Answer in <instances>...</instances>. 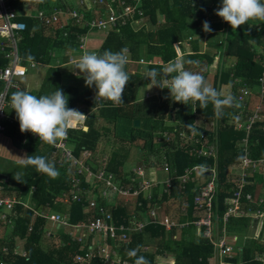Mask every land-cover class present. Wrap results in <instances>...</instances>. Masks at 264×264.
Returning a JSON list of instances; mask_svg holds the SVG:
<instances>
[{
  "label": "trees",
  "instance_id": "16d2710c",
  "mask_svg": "<svg viewBox=\"0 0 264 264\" xmlns=\"http://www.w3.org/2000/svg\"><path fill=\"white\" fill-rule=\"evenodd\" d=\"M127 1L129 2V0ZM214 1L218 2V0ZM141 3L143 15L149 25L141 24L137 26L138 29H134L131 24L136 19L135 17V19H128L126 24L119 28H110L98 54H102L106 50L118 52L122 48L127 47L130 57L137 61L146 52L148 59L155 60L153 65L148 66L147 73L152 69H156L158 72L162 71L164 66L166 67L170 62L175 60H192L197 63L192 65L184 64V67L201 73L206 81L209 80V73L214 66L213 79L216 90L220 91L222 85L229 84L232 86L233 83V90L230 95L235 96L238 101V97L247 89L254 92L251 97L249 96L250 99L254 96L260 97V94L262 95L261 88L263 85L261 80L264 78V22L257 25L250 21L234 32L230 24L225 22L224 32L221 34L224 35V39L218 40L216 52L202 53V44L199 39L203 33H207L203 30V22L208 21L212 31L217 27H221V25H214L210 22L209 15L212 7L206 3V0H141ZM190 18L192 22L188 24ZM24 21L27 29L23 33V38L19 44L21 56L25 60H33L39 64L49 66L39 89L29 93L39 97L54 93L56 89H62L64 93L72 96V98H69V108L78 110V106L85 105L87 108L98 106L99 102L96 100V89L94 86L88 87V90L83 94H78L75 89L63 86L61 84V72L59 68L50 66L52 58L49 55L51 50L68 49L73 52L77 51L79 49L78 36L87 34L89 30L81 29L75 23H71L66 28L55 30L53 27L37 23L32 18H24ZM199 30L203 31L201 35L191 37L194 34L193 32ZM190 38L192 40L188 43L191 45V51L189 54H184L180 47ZM143 49L146 51H143ZM181 52L183 56H186L178 59ZM2 56H0V66H6L7 60L5 61V56H3L4 59ZM29 57L33 59H29ZM227 58L235 60L234 65L229 68L225 65ZM67 59L69 61V58ZM127 67L128 64L126 65L128 73ZM128 76L129 81L123 96L125 103L121 106H112L113 109L109 110V116H112V121H116L115 119L118 120L122 117L130 118L133 128L134 122L137 120L140 121V126L143 123L146 124L149 130L146 133V137L150 140V143L146 140L142 146V150L149 149L151 152H155L153 132L157 129L173 132L175 125L172 124L175 123L180 128L182 127L179 123L184 127L188 124H193L194 126L198 115L204 116L206 121H216L221 128L218 133V142H216L219 156V168H217L219 169V183L217 184L219 192L216 199L218 201H215L214 213L218 222H223V215L227 210L226 200L231 198L232 187L236 183L235 178H232L230 175V169L232 166L237 167L241 161L243 152L240 149V144L246 135H249L248 146L251 148V156L255 159L264 156V97L260 110L262 117L252 125L251 130L247 133L235 130L234 124H227L229 119L233 120L234 115L241 111V107L225 108V116L217 119L212 104H209L205 109H200L198 103L195 106L191 104L184 105L173 102L170 98L157 97L158 101H153L149 104L148 110L144 108V112L142 111L143 109L141 110L143 104L136 107L135 103L143 76L140 73H128ZM156 79L157 82H162L161 76H158ZM146 81L149 84L152 83L148 78H146ZM230 88L228 87L227 90H230ZM249 98L247 97V102ZM10 99L11 96L9 97ZM251 101L249 100V104ZM136 108H139V113ZM168 122L169 124L166 125ZM85 126L88 127L87 131H84L83 128L69 131V140L71 141L72 139L76 144V155H79L82 150L94 154L97 150L98 141L101 138L100 132L96 129V122H94L92 117L87 118ZM6 134L12 138L16 146L27 149L28 156L40 155L46 157L47 153L45 154L42 142L36 140L32 136V133H28L29 136H27L25 144L23 143L25 136L21 133L18 125L6 124ZM138 139L140 138L133 134L130 142L134 144ZM169 142L173 143L175 139L173 138ZM118 145L120 147L117 153L114 154L113 161L109 163L110 169L115 172L127 161L126 150L130 152L128 150L129 145H126L122 139H119ZM164 145L167 148L168 145L166 143ZM167 156L170 161V173L173 174V184L175 186H177L176 178L182 175L186 168L209 164L205 159H199L190 154L188 147L179 148L176 145L175 147L168 148ZM28 168L29 173H31L24 180L22 194L26 195L29 189L36 186L37 191L34 195L37 206L43 207L47 203H51L53 206L51 201L53 195L48 193V186L54 185L55 188L58 186L59 179H51L46 175L40 176L36 173L34 167L29 166ZM252 179L249 181H253L254 183L243 190V200H245L244 197L247 194L254 195L256 190L262 192V188H257L256 178L252 177ZM4 182V178H0V186H5ZM262 184L259 185L261 186ZM83 187L86 190L90 187V184L83 180ZM195 190L196 186L194 183L190 184L186 189L188 218H182V221H192L195 218L193 213L194 198L198 191ZM166 198L169 200V197ZM139 201L143 204L139 205ZM153 203L154 198L150 202L139 198L137 201H132L131 203H125L122 200L114 207H103L105 208V212L110 214L112 221L117 226L125 224L126 226L131 225L134 227L135 223L140 220V212L141 217L144 216L143 212H146L145 209L148 208L149 204ZM179 203L180 200L177 197L178 206ZM250 206L256 205L251 204ZM55 209L57 208L55 207ZM18 211L22 215L16 220L18 226L15 233L24 238L27 256L23 257L20 254H16L14 248L15 241L13 239L11 245L9 244L10 253L8 252L5 255L0 250V264H109L97 255L85 259L84 257H86L87 252L81 249V244L84 241H80L74 236L68 237L65 234L62 238L63 245L61 242L55 240V236L58 235L47 238V242H49L47 247L46 244L44 245L47 221L38 217L35 219V222H32L34 218L32 211L23 207H19ZM102 216L100 211L94 209L85 211L81 203L76 202L71 204L70 222L72 225L87 226ZM31 224L33 227L31 226L32 230L29 231V225ZM249 224V219H230L228 227L231 233L245 236L249 230ZM27 229L29 232L28 237L26 234ZM176 234V229L167 231L164 226L147 224L143 231L135 232L130 236L129 243L119 244V242L117 248H111L113 243L110 240L107 244L109 243V247L118 252L120 258L129 261L131 264H134L135 258L129 257L126 253L128 250L136 249L138 246V256L146 257L149 264H161L159 262L167 254L174 255V264H210L208 259L212 255L214 248L203 238L202 232L198 234L190 227L189 229L180 231L178 239H174ZM94 237L95 234L92 233L89 235V240L92 241ZM151 246L155 248H150ZM147 248L151 249L152 252L147 251ZM85 249L87 250V246ZM235 252L236 254L230 261L232 264H263V261L256 257L258 254L264 252V240H259L255 237L245 240L241 247L236 248ZM79 257L83 259L78 260Z\"/></svg>",
  "mask_w": 264,
  "mask_h": 264
},
{
  "label": "crops",
  "instance_id": "0c3cea01",
  "mask_svg": "<svg viewBox=\"0 0 264 264\" xmlns=\"http://www.w3.org/2000/svg\"><path fill=\"white\" fill-rule=\"evenodd\" d=\"M49 1L51 2V0H49ZM105 1L110 2L111 0H105ZM125 1H126L127 5H134L140 1L139 8L141 9V7H142L141 0H129V2L127 0H125ZM92 2H93V0H60L59 2H55L53 5H50L49 7L45 8L44 6L45 5L47 6V3H49L48 1H46V4H44V6H42V3H41L38 7H37L36 3H31V2H29V0H26V1L25 0H11L10 1L12 6L16 10H18L19 13L21 14L20 20L23 22H25L24 18H32V19L36 20L37 23L39 22L43 25H46L43 21H41L37 17V15L40 11H44L48 16H51L55 12L61 11L62 14H59V21L58 22L46 25L49 27H53L55 30L59 29V28L60 29L66 28V27L70 26L71 23H75L77 26H80V24H77L75 21L71 20L70 13L74 10L82 11L85 14L84 20L82 22H85V21L91 22L94 20L104 18L103 14L101 13L100 6H94L92 4ZM206 3L212 7V11L210 12V15H209V19L211 20L210 22L214 25H221V27H217V28H215V30H213L211 32L203 33V34H202L201 30L199 32L196 31L193 33H194L195 37L202 34L200 36V39H199L201 44H202V48H201L202 53H205V52H207V53L208 52L209 53L214 52L215 53L216 49H218V47L216 46L217 42H218L217 41L218 37L224 32V27H225L224 26L225 22L223 21V19L218 17L215 14V11L221 6L222 0H218V2H216L214 0H206ZM136 19H138V20L143 19V23H138V24L139 25L142 24V25L147 26L148 22H147V20H145L144 15H142V16L138 15V16H136ZM252 22L257 24V25H259L261 23L259 21H252ZM131 26L134 29H138V27L134 26V22H132ZM80 28L82 29V26H80ZM98 31H100V30H98ZM102 32H104V31H102ZM105 33H106V37H107L108 32L106 31ZM64 35L66 36V34H64ZM87 35H88V33L83 35L85 37L84 43L81 42V40L78 38L79 49L77 51L73 52V51H70L68 49H56V50L53 49L50 51V55H49L52 58L50 66L59 68V70L61 72V84L63 86H67V87H71V88L75 89L78 94H83L84 92H86L88 90V87L85 85V80H84L83 74L79 73L78 69L74 70L76 63L79 60H73L72 61V56L74 54H77V52L80 53L81 56L83 55L84 52L99 53L101 47L103 46V44L106 40V37H104L103 40H101V43L96 45L95 40L96 39L100 40V38L94 37V40H92V37L88 38ZM87 40L88 41L91 40L90 45L87 43ZM81 46H83V48H81ZM180 49L184 54L185 53L189 54L191 51V45L189 43H186V44L182 45L180 47ZM143 51H146V50L143 49ZM182 52H181V55L178 57V59L184 58L186 56V55L183 56ZM2 55L3 54L0 53V56H2ZM128 55H129V63H128L127 70H128V73H131V74L140 73L143 76V75L147 74L148 66H151V65L140 64V62L141 61L155 62V60L148 59L146 57V52H144L143 57L137 61L130 57L129 49H128ZM3 56H2V58H3ZM67 58H69V61ZM29 61H33V60H29ZM34 62L36 63L35 66L45 68V73H46V70L49 67L48 65H42L36 61H34ZM234 63H235V60L233 58H227L225 65L227 68H229L232 65H234ZM0 67H4V66H0ZM65 74H69V75L73 76V78L68 77L65 79L64 78ZM213 76H214V74L212 76L209 75V77H208L209 80L207 81L209 83V85H211L212 87H214ZM146 77L147 76H143V79L139 85V89L137 92V98L135 101L136 107L140 104H143V106L141 107V110L143 109L142 111H144V108H147L146 110H148L149 104H151L153 101L154 102L158 101L159 97L170 98V93L168 92V94H167V92H165V90L169 91L167 88L161 89L158 86H154L153 83L149 84L146 81ZM75 78H77V79L75 80ZM43 80H44V78H43ZM43 80H42V82H43ZM42 82H41V84H42ZM41 84L39 85V87L41 86ZM20 86H21V84H20ZM232 86H233V83H232ZM232 86H230L229 84L228 85H222L220 88V91H222L224 93V91L227 90L228 87L232 88ZM39 87H38V89H39ZM38 89H36V90H38ZM21 90H23L22 86H21ZM36 90H32V91H28V92H33ZM153 91H155V92L153 93ZM156 91H160V92L157 94ZM14 92H11V94ZM10 96L11 95H9V97ZM68 97L72 98L71 95H68ZM97 101L99 102V105L96 107L87 108L85 105H83V102H82L83 106H81V107L78 106V108H79L78 110L80 112H83L86 116H88V118L92 117L94 119V122H96V129L100 132L101 138L98 141L97 150L95 151V153L91 154V152H89V151L82 150V152H80L79 155H76V153H75L76 152L75 151V149H76L75 142L72 141V139H71V141L69 140L67 143V147L72 151L74 158L78 161H81L84 164L86 171H88V172H83V174H79V167L74 165L72 163V161L70 159H68L63 154L62 151L56 150L55 146H51L47 143L42 142V144L44 146L45 154L47 153L46 154L47 159L50 162H53L55 164V167L59 170V173H60V175L58 177V179H59L58 186H56L55 188H54V185L48 186V190H49L48 193H51L53 195L51 198V201H52L54 207L51 205V203H47L43 207H38L37 203H36L37 201H36V198L34 195L35 192L37 191L36 186H33L31 189H29V191L26 195H23L22 194V187L24 185L23 183H24L25 179L23 180V183H20L17 180L12 181L9 179H7L8 181H6V177L2 173H0V178H4V180H5V182H4L5 186L4 185L0 186V198L1 199L11 198L17 202V204H15L14 207L12 208V210H6L3 208H0V211H4V212L0 213V249L1 250L3 248L10 249L11 241L14 239V241H15L14 248H15L16 254H20L23 257L27 256L26 242H25L24 238L20 237L17 233H15V231H17V226H18L16 223V220L20 217V215H22L18 211L19 207H23L24 209H27V210H30L33 212L34 218L32 219V222L33 221L35 222V219H37L38 217H41L40 214L43 213V214H47L49 216H51L52 214L53 215L60 214V215L66 216L69 220V223L71 224V222H70V208H71L72 203H70V199H71L70 195H72V191L74 190V188H73L74 182H76V180L79 179L80 180V188L85 192L84 197L87 196V198H90V197H88V194L86 193L87 190H85L83 187V180H84V182L89 183V184L91 182H93L94 178L91 176V173L96 175V174H99L101 172H104V173H106L107 176H112L113 183L116 185V187L118 189H120L122 187L130 188L128 184L133 179H135L137 182H142L143 179L148 180L151 184H154V185L152 186V188L147 193L146 192L142 193L140 195V197H135V196L124 197L118 191H114L113 194L109 195L108 200H105L102 198V195H100V193L102 192V190L104 188V185L101 184L97 189V195L99 197L96 196L98 198V201H100V203L98 204V208H91L90 206H88L89 203L87 201H85L84 203H81L83 205V208L85 211L92 210V209L99 211L100 206H108V207L113 206L114 207V206L119 204V201H122V200H124L125 203H131L132 201H137V199L142 198V199L150 202L154 198V203L149 204L148 208L145 209L146 212H143L144 216L141 217V212H140L139 222L141 221L145 225L141 231H143L146 228L147 224H156V225L164 226L166 228V226L163 225L162 222L165 221V219H167V218L173 219L176 222H194L195 220H197L201 216V213L199 211H196V209L194 207L193 213H194L195 218L192 221H190V220L182 221L181 220L182 218H188L187 197L185 195L186 190L184 192H182L179 189L180 184L178 183L177 180H176L177 186H175L173 184V178L174 177H173L172 173H170L169 175L164 174V171L162 169V162H163L164 157L168 158L167 154L166 155H165V153L160 154L158 151H155L152 153L151 156H149V154H147L146 157H143V155H142V159L136 165L132 164V165L128 166L127 164L129 162V160H127L118 169V171L115 172L114 170L110 169L109 163H111L113 161V157L115 156L114 154L117 153V151H118L117 148L119 147V145H118L119 137L117 134H116V136L114 135V131L116 130L119 119L118 120L115 119L116 121H112L113 120L111 118L112 116L111 115L109 116V112H110L109 110L113 109V107H112L113 105L111 102L108 103V101L102 100L100 98H97ZM101 105H103V106H101ZM250 105H252V101L250 102L249 106ZM256 105L262 106V101L260 102V100H256ZM258 106H256V107H258ZM136 109H137V112L139 113V108H136ZM7 114L9 117L14 118L16 120L14 122H8V121L5 122L4 123L5 131L3 133H6V124L18 125V127L20 129L19 121L16 118L15 110L12 109V107H11L10 100H9V104L7 107ZM109 118H111V119H109ZM122 118L130 119L127 117H122ZM205 119L206 118L201 115L198 124H196V121H195L193 127H198V126L202 125L203 121ZM169 122L166 123V125H168ZM85 123H86V121L83 124H80V123L76 124L75 127L73 128V130L83 128L84 131H87L88 127L85 126ZM134 124H135V122H134ZM227 124L232 125V124H230V119L228 120ZM134 127L137 128L136 126H134ZM234 129L238 130L235 128V126H234ZM220 130H221V128L218 125L217 133L216 134L213 133L214 137L212 138V141L215 144H217L216 142H218V133L220 132ZM161 131L162 130L157 129L156 131L153 132V134L161 132ZM28 133L29 132L22 133L25 136L24 141H23L24 144L27 141V136H29ZM32 136L36 140H39L38 136L33 135V134H32ZM68 137L70 139V133H68ZM108 139H109V143L111 144L110 141H112L113 142L112 146L114 147V145L116 144L117 148L115 150H114V148H112L109 155L104 156L108 147L110 146V144L106 142V140H108ZM173 143L176 144V141ZM173 143H169L168 148L175 147L176 145ZM43 146H42V148H43ZM177 146L178 147L180 146L179 141L177 142ZM242 147L243 146L240 144V149L242 150L243 153H242V158H241L239 165H237V167L232 166L230 169V175L232 176V178H235L236 183L233 184L231 198L226 200L227 210H226L225 214L227 213L228 209L230 208V206L233 202L235 191L238 189V186L242 183L240 181L241 179H244L247 181V185L245 186V188L249 185L251 186L252 183H254L253 181H249L250 179H252V177L256 178L255 180L257 182L256 183L257 187L259 186V184L263 183L261 185L262 186L261 188L262 189L264 188V168L263 167L258 168L257 170H256V168L255 169L254 168L248 169V172L244 177L240 173L241 169H242V167L240 165H241L242 159L245 156H248L249 158H251L253 160H262V159H264V156L261 158L255 159L251 156V148L249 146H248L247 152H244ZM24 150L27 153L26 156H28V152H27L28 150L25 148H24ZM141 151L143 153H144V151L149 152L148 150H141ZM189 153L194 155L195 157H198L197 155H195V153H192L191 151H189ZM198 158L202 159L203 157H198ZM203 159H205V161L209 163L208 165H216L217 168H219V156H218L217 162H214V160H212V159H206V158H203ZM169 163H170V161H169ZM204 165L205 164H203L202 166H204ZM205 166H207V165H205ZM28 167L29 166L25 167L26 168V171H25L26 177L31 173V172L29 173ZM140 168L144 169V171H145V177L144 178L137 176V174L135 173V170L140 169ZM32 170H34V169L32 168ZM217 171H218V179H217V181H218L219 180V169H217ZM36 173L39 174L40 176H45V174L38 173L37 171H36ZM167 178L172 179V182H171L172 188H170L171 190L169 191L170 194L167 190V184L165 181V179H167ZM64 181H65V183H63ZM193 183L196 186L195 191H197L199 188V181L198 180L189 183L187 185V187ZM187 187H186V189H187ZM56 189H57V191H56ZM218 189L219 188L217 187V195L215 196L214 203H213V216H214V219H213L214 227H213V229H214L216 234H219L221 236L226 237L229 241L237 240V243L234 247V250H236V248L239 246L241 247V245L243 243L241 242V235H237V234L231 233L229 231L228 223H229L230 219H236V220H240L243 218L249 219V222H250L249 227H253V224H257V223L260 224L261 222L264 223V220L263 221L261 220V218H263L264 216L260 217L258 219L255 217L258 211L264 210V206H261L260 203L258 202V199H264V196H261V195L256 196L255 194L254 195L251 194V195H253L252 197L254 199V202H249L245 196L244 197L245 200H243V198L241 200L242 210L245 212V215H243V216H232L227 221H225V214H224L223 215V222L219 223L217 220V217L215 216V213H214L215 201H218V200H216L218 197V192H219ZM150 196H151V198H150ZM166 197H169V200ZM177 197L180 200L179 206L177 205ZM74 203H76V202H74ZM138 203H139V205L143 204L140 201ZM249 204L250 205L255 204L256 206H250ZM55 207L57 209H55ZM153 208L154 209L159 208L161 215L165 219L159 220L158 219L159 214L157 211H156V216L152 217L149 214V210H151ZM162 209H164L165 213L161 212ZM1 214L7 215V221H8L7 223H5L3 221ZM146 216H149V218H145ZM45 220L47 221V224L45 226V228H46L45 237L46 238H45L44 245L46 244L47 247H48V243H49V242H47V240H48L47 238L58 235V236H55L56 237L55 240L58 242H61V244L63 245V242H62L63 239L62 238L64 237L65 234L68 235V237L74 236L75 228H73L72 226L60 225L58 223H54V222L49 221L47 219H45ZM121 225H125V224H121ZM29 226L33 227L32 224ZM129 226H131V225H129ZM30 227H29V229H30ZM190 227L193 228L194 231H196L197 233L200 231V229L196 228L194 225H192ZM189 228H186V229H189ZM1 229H2V231H1ZM63 229H64V231H62ZM166 230H167V228H166ZM170 231H172V230H170ZM84 232L86 233V237L83 240L84 243L81 244L82 245L81 249L88 252L89 248L94 246V255L99 256L98 255V249H97V239H96L98 236L95 235L93 240L90 241L89 235H91V233H89L88 230H84ZM138 232H140V231H138ZM46 233H51L53 235L48 236V234H46ZM179 233H180V231L179 232L177 231V234L175 235V236H177V239L179 238ZM26 234L28 237L29 236L28 229H27ZM255 238H257V237H255ZM86 239H88V240L85 244ZM110 241L113 243L112 246L110 245L111 248H117L118 247V243H119L118 241H114V240H110ZM123 243L124 242H120L119 244H123ZM107 245L109 247V243ZM86 246H87V250L85 249ZM152 247L155 248L154 246H151L150 248H152ZM111 248L109 247V250L111 252V257H112L111 261L112 262L111 261L107 262L105 259H103V261H106V263H109V264H131L129 261H126V260H123L122 258H120L118 252L116 250L111 249ZM213 248H214V246H213ZM1 253H4V252L2 251ZM4 254L7 255L8 253H4ZM233 257L234 256L232 255L231 258H227L226 260L231 261L233 259ZM262 257H264V252L261 254H258L256 258L261 260ZM218 259H219V253L217 250L213 249V253L209 257L208 262L210 264H217ZM174 260H175V257L173 254H167V255H165V257L162 258V260L159 263H161V264H172V262H174ZM263 264H264V262H263Z\"/></svg>",
  "mask_w": 264,
  "mask_h": 264
},
{
  "label": "built area",
  "instance_id": "2783aa9c",
  "mask_svg": "<svg viewBox=\"0 0 264 264\" xmlns=\"http://www.w3.org/2000/svg\"><path fill=\"white\" fill-rule=\"evenodd\" d=\"M10 1L11 0H0V53L3 54L5 56V60H7L6 66L0 67V134L5 131V122H14L16 120L9 117L7 114L9 95L11 92L21 90L19 80L25 78L28 75L30 66L34 67L36 65L34 61L25 60L20 54L19 44L27 27L25 22L20 20L21 14L12 6ZM92 4L94 6H100L101 13L103 14L104 18L91 22H82L85 17V14L82 11L74 10L70 13L71 20L75 21L77 24H80L82 29L86 28L89 30L96 29L100 31H108L110 28H119L125 25L128 19H135L136 16L143 15L142 10L139 8L140 1L134 5H127L125 0H111L110 2H106L105 0H93ZM59 14H62V12H55L51 16H48L44 11H40L37 17L46 25H49L59 21ZM141 21H143V19H135L133 22L138 24ZM78 38L84 43L85 37L83 35L79 36ZM81 48H83V46H81ZM154 63L155 62L152 61L140 62V64L147 65H153ZM261 83L263 86L261 88L262 95L260 94V96H262L263 100L264 78L261 80ZM249 96H252V93L249 89L242 92V94L238 97L239 102L241 103V111L234 115V117H238V119L234 117L233 120L230 119V124H234L236 129L245 131L247 133H249L251 130L252 125L261 119V114L259 113L261 106L256 107L257 112L255 114L251 115L249 112V100H251ZM247 97L249 98L248 102ZM172 125H175L173 132L169 130H163L154 134V143L155 146H157L156 151H158L160 154L165 153L166 155L170 143L169 141L173 138L176 141V138L179 137L181 138L179 141V148L188 147L189 151L195 153V155L198 157L212 159L214 162H217L218 147L217 144L212 141V138L214 137V134L217 133L218 129V124L216 121L210 120L207 123L203 122L202 125L194 127L195 131L189 130L180 123L179 125L182 128L178 127V124L176 123ZM248 136L249 135H246V137L241 142V145L245 147L243 148L244 152H247L248 150ZM68 141L69 137L67 136V138L62 143H59L57 146H55L56 150L62 151L63 154L68 159H70L74 165L79 167V174L88 172L86 171L84 164L74 158L72 151L67 147ZM165 143L168 145L167 148L164 145ZM240 166L242 167L240 173L244 177L250 168H256V170L261 167L264 168V159L253 160L248 156H245L242 159ZM162 169L165 175H169L171 172V166L167 157H164L163 159ZM135 173L139 177H145V171L142 168L135 170ZM91 176L94 178V180L90 183V187L86 189V193L90 198H87V196L84 197L85 192L80 188V180L77 179L73 185L74 190L72 191V195H70V203H84L87 201L89 203L88 206L91 208H98L99 203L97 197L99 196L97 195V189L101 184L104 185V190L100 193V195H102V198L105 200H108L109 195L113 194L114 191H118L124 197H140L142 193H147L154 185L148 180L143 179L142 182H137L135 179H133L128 184L130 188L122 187L118 189L113 183L112 176H107L104 172L96 175L91 173ZM217 179L218 171L216 165H207L202 167L194 166L187 168L182 175L176 178V180L178 183H180L179 189L182 192L186 190V187L189 183L197 180L199 181V188L194 198V207L196 211L201 213V216L194 222H176L173 219L167 218L162 222V224L166 226L168 231L176 229L178 232L194 225L196 228L202 231L204 238L207 239L209 243L214 246V249L218 251L219 259L217 264H232L226 259L231 258L237 240L229 241L226 237L216 234L213 229V203L214 198L217 195ZM165 181L167 184V190L169 192L171 190L170 188H172V179L167 178ZM240 181L242 183L238 186V189L234 193L233 202L225 214V221H227L232 216L245 215V212L242 210L241 200L243 198V190L247 185V181L244 179H241ZM246 198L249 202H254V199L251 195L247 194ZM263 200L264 199H258V202L261 206H264ZM15 204H17V202L11 198H0V208L12 210ZM99 211L103 216L91 222L87 226L72 225L69 223V220L66 216L60 214L49 216L47 214L41 213L40 216L60 225L72 226L75 228L74 237L78 238L80 241H83L86 237L84 230H88L89 233L97 235L100 238H96L98 255L100 258L110 262L112 257L107 242L109 240H114L128 243L130 242V236L135 232L141 231L145 225L141 221H138L135 223L134 227L125 225L116 226L114 221H112L110 214L105 212V208L103 206L99 207ZM149 214L152 217H155L156 210L154 208L149 210ZM263 216L264 210L258 211L255 217L258 219ZM1 217L5 223L8 222L6 214H1ZM29 230L31 231L32 227H30ZM46 234H48V236L52 235L51 233ZM174 239H177V236H175ZM2 251L4 253H8L9 249L3 248ZM147 251L152 252V250L149 248H147ZM93 255L94 246L89 248L86 257L84 258L89 259L93 257ZM82 259V257L78 258V260ZM261 260L264 262V257H262ZM173 263L174 262H172V264Z\"/></svg>",
  "mask_w": 264,
  "mask_h": 264
},
{
  "label": "clouds",
  "instance_id": "9594fccd",
  "mask_svg": "<svg viewBox=\"0 0 264 264\" xmlns=\"http://www.w3.org/2000/svg\"><path fill=\"white\" fill-rule=\"evenodd\" d=\"M29 2L43 3L44 0H29ZM215 14L230 24L234 32L250 21L264 22V0H222ZM191 22L190 18L188 24ZM203 30L212 31L208 21L203 22ZM29 59L33 58L29 57ZM128 63L127 47L118 52L106 50L102 54L84 52L74 70L78 69L79 73L83 74L87 87H95L96 100L100 98L110 101L113 106H121L125 103L123 96L129 81L126 71ZM196 63L192 60H175L162 71L150 70L146 78L150 79L154 86L167 88L173 102L192 106L198 103L200 109L212 104L217 119L225 116V108L241 107L235 96L230 94L225 96L222 91L209 85L201 73L184 67V64ZM158 76L162 77V82H157ZM10 103L15 110L21 133L30 132L38 136L40 142L51 146L62 143L76 124H83L88 118L79 110L68 107L69 97L62 89H56L54 93L39 97L26 90H17L11 95ZM234 118L238 119V117ZM186 127L195 131L193 124H188ZM21 165L32 166L38 173L45 174L51 179H56L60 175L55 164L45 156H25L21 159ZM23 176L22 171L17 172L14 174V179L23 183ZM138 251L139 246L128 250L126 254L135 258L134 264H149L146 257L138 256Z\"/></svg>",
  "mask_w": 264,
  "mask_h": 264
},
{
  "label": "rangeland",
  "instance_id": "374dc122",
  "mask_svg": "<svg viewBox=\"0 0 264 264\" xmlns=\"http://www.w3.org/2000/svg\"><path fill=\"white\" fill-rule=\"evenodd\" d=\"M46 1H48L49 3H47V6L46 5L44 6V4H46ZM59 1L60 0H51V2H50L49 0H44V2L42 3V6L47 8L50 5H53L55 2H59ZM40 4L41 3H36L37 7ZM139 23H143V21H141ZM134 26L137 27V26H139V24H135L134 23ZM105 32L106 31L102 32V31H98L96 29H93V30H90L88 32L87 37L88 38L92 37V40H94V37H96V38L99 37L100 40H97V39L95 40V43L97 45V44L101 43V40H103L104 37H106V33ZM191 37H195L194 34ZM219 39H224V35H220L218 37V40ZM191 40H192V38L187 39L186 43L190 42ZM90 42H91V40H89V41L87 40V43L89 45H90ZM186 43H184V44H186ZM259 51H260V49H259ZM80 57H81V54L77 52V54H74L72 56V61L73 60H79ZM214 71L215 70H214V66H213L212 70H211L212 73L210 72L209 74L212 76L214 74ZM44 75H45V68L39 67V66H34V67L30 66L29 67V73H28L27 77L22 78V79L19 80V82H20V84L22 86V89L26 90V91H32V90L38 89L39 85L41 84V82H42V80L44 78ZM143 76H147V74H145ZM68 77L73 78V76H71L69 74H65L64 78L66 79ZM76 79L77 78H75V80ZM154 92L155 91H153V93ZM156 92L158 94L160 91H156ZM165 92H167V94H168L169 91L165 90ZM231 93H232V89H230V90L228 89V90L224 91V95L225 96H227V95H229ZM251 93L253 95L254 92L251 91ZM251 99H252V105H250V107H249V112L251 113V115H253V114H255L257 112L256 106H258V105H256V100H260V102H261L262 96H260V97L254 96ZM200 117H201V115L197 116L196 124H198V122L200 120ZM203 122L207 123L208 121H206V119H205ZM132 125L133 124H132L131 119L121 118V119H119V122H118V125L116 127V130L114 131V135L115 136L117 134L119 139H122L126 143V145H129L128 150H130V152H128L127 150L125 152V154L127 156L126 158H127V160H129V162L127 164L128 166L132 165V164L136 165L142 159V155H143V157H146L147 154H149V156H151L152 153H153V152H150L149 149H146L149 152L144 151V153H143L141 151L142 150V146H143V144H144V142L146 140H147L148 143H150V140L146 137V133L149 131L147 129V127H146V124L143 123L140 127H137V128H135V127L133 128ZM134 126H135V124H134ZM131 131H133V132L131 133ZM133 134H135L136 136H138L140 138V139L137 140V142L134 145L130 142L131 141L130 139H131ZM180 140H181V138L177 137L175 145H177V142L180 141ZM106 142L109 143V139L106 140ZM110 142H111V144L109 143L110 146L108 147V149H107L106 153L104 154V156L109 155V153L112 150V148H114V150L117 148L116 144L113 147L112 146L113 142L112 141H110ZM193 144H194V142H193ZM119 147L117 149H119ZM156 150H157V146H155V151ZM26 155H27V153L24 150V148L17 147L10 136H8L6 133H1L0 134V173H2L6 177V181H8L7 179L12 180V181L16 180V179H14V174L17 173V172H21V171L24 173V176H23L22 179L23 180L25 179V177H26V174H25L26 168L21 165V159L24 158ZM261 187L262 186L259 185L257 188L259 189ZM103 190H104V188H103ZM255 195L256 196H259V195L264 196V189H262V192H259L258 190H256ZM155 210L159 214L158 219L159 220H164L165 218H163V216L161 215L160 209L157 208ZM2 212H4V211H0V213H2ZM161 212L165 213L164 209H162ZM145 218H149V216H146ZM261 220L263 221L264 217L261 218ZM1 231H2V229H1ZM62 231H64V229ZM253 237H257L259 240H264V223L263 222H261L260 224H258V223L257 224H253V227H249L247 235L241 236V242L244 243L245 240H249V239H251ZM98 239H100V238L98 237ZM235 254H236V252L234 250L232 252V255L234 256Z\"/></svg>",
  "mask_w": 264,
  "mask_h": 264
},
{
  "label": "water",
  "instance_id": "95a60500",
  "mask_svg": "<svg viewBox=\"0 0 264 264\" xmlns=\"http://www.w3.org/2000/svg\"><path fill=\"white\" fill-rule=\"evenodd\" d=\"M135 126L139 127L140 126V121H135Z\"/></svg>",
  "mask_w": 264,
  "mask_h": 264
}]
</instances>
